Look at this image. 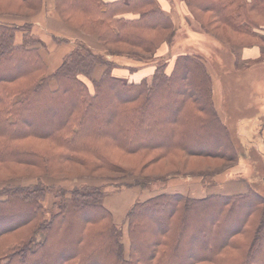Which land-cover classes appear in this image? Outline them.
Returning a JSON list of instances; mask_svg holds the SVG:
<instances>
[{"label": "trees", "instance_id": "trees-1", "mask_svg": "<svg viewBox=\"0 0 264 264\" xmlns=\"http://www.w3.org/2000/svg\"><path fill=\"white\" fill-rule=\"evenodd\" d=\"M181 1L264 62V0ZM0 15V264H264V195L227 176L210 67L166 54L164 0H0ZM187 157L224 164L173 168ZM110 185L136 191L120 216Z\"/></svg>", "mask_w": 264, "mask_h": 264}, {"label": "rangeland", "instance_id": "rangeland-1", "mask_svg": "<svg viewBox=\"0 0 264 264\" xmlns=\"http://www.w3.org/2000/svg\"><path fill=\"white\" fill-rule=\"evenodd\" d=\"M164 1L165 7L172 13L177 23L173 40L165 49L166 54L171 56L180 51L198 53L204 56L210 67L214 105L237 151V159L227 176L235 178L239 175L245 178L255 190L264 195V64L252 62L246 65L243 49L235 47L237 52L235 58L228 44L201 28L181 0ZM8 9L13 10L10 7ZM199 17L203 15L199 14ZM116 60L133 66L140 64L137 59L129 57H119ZM176 162H172L173 168L218 169L224 164L218 159L198 157H187L184 164L180 162L177 165ZM168 166L172 168V164ZM155 168L156 164H152L146 169L154 170ZM162 170L165 168H161ZM127 179L134 180L133 177ZM169 179H171L170 185L183 188L191 187V184L195 186L194 177L190 175ZM161 184L162 182L159 181L154 182L152 187H158ZM133 191L122 188L115 192V187L107 186L106 206L111 211L117 210L116 213L120 216L125 211V206L129 205L136 196V191ZM195 193L201 195L203 191H195Z\"/></svg>", "mask_w": 264, "mask_h": 264}, {"label": "crops", "instance_id": "crops-1", "mask_svg": "<svg viewBox=\"0 0 264 264\" xmlns=\"http://www.w3.org/2000/svg\"><path fill=\"white\" fill-rule=\"evenodd\" d=\"M259 48H251V49H244L242 50L243 54H244V62L248 61V59L254 57L255 55H257ZM259 63V62H257ZM264 64V62H262Z\"/></svg>", "mask_w": 264, "mask_h": 264}, {"label": "flooded vegetation", "instance_id": "flooded-vegetation-1", "mask_svg": "<svg viewBox=\"0 0 264 264\" xmlns=\"http://www.w3.org/2000/svg\"><path fill=\"white\" fill-rule=\"evenodd\" d=\"M263 179H264V176H263Z\"/></svg>", "mask_w": 264, "mask_h": 264}]
</instances>
